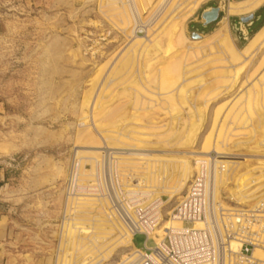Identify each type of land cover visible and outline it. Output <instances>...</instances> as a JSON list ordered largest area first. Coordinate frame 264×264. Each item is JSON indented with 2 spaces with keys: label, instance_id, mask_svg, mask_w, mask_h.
I'll return each mask as SVG.
<instances>
[{
  "label": "rangeland",
  "instance_id": "rangeland-1",
  "mask_svg": "<svg viewBox=\"0 0 264 264\" xmlns=\"http://www.w3.org/2000/svg\"><path fill=\"white\" fill-rule=\"evenodd\" d=\"M263 3L0 0V264H136L145 236L120 237L116 192L141 208L151 188L164 227L208 153L222 202L264 195V22L241 36L202 17ZM72 168L98 192L70 195Z\"/></svg>",
  "mask_w": 264,
  "mask_h": 264
},
{
  "label": "built area",
  "instance_id": "built-area-1",
  "mask_svg": "<svg viewBox=\"0 0 264 264\" xmlns=\"http://www.w3.org/2000/svg\"><path fill=\"white\" fill-rule=\"evenodd\" d=\"M198 163L199 171L169 217L180 226H170L163 235L158 234L164 222L158 199L133 208L125 199L124 195H130L127 190L116 192L117 203L111 202L114 216L122 219L133 238L145 236V248H135L136 264H264V259L255 256L256 250L264 251V195L248 205H228L215 195L216 179L226 164L217 153L207 154ZM69 190L70 195L98 192L92 184H79L74 168ZM199 223L201 227H197Z\"/></svg>",
  "mask_w": 264,
  "mask_h": 264
},
{
  "label": "bare ground",
  "instance_id": "bare-ground-1",
  "mask_svg": "<svg viewBox=\"0 0 264 264\" xmlns=\"http://www.w3.org/2000/svg\"><path fill=\"white\" fill-rule=\"evenodd\" d=\"M259 1V0H258ZM262 1V0H261ZM264 1V0H263ZM168 2V1H167ZM171 3V2H170ZM231 10H232V7L231 6H229V10H228V14H230L231 13ZM134 16V15H133ZM133 16H132V18H133ZM136 17H134V19H135ZM136 20V19H135ZM256 34H257V36H263L264 35V24H263V26L260 28V30L259 31H257L256 32ZM261 77H264V74L261 76ZM166 89V88H165ZM167 89H168V87H167ZM171 89V88H170ZM173 90V89H172ZM178 90H181L180 88L178 89ZM167 91V90H166ZM171 92V91H170ZM169 92V93H170ZM167 93V92H166ZM180 93V92H179ZM180 94H182V91H181V93ZM168 96V95H167ZM88 104V103H87ZM141 150V149H140ZM214 151H216V152H221V150L219 149V147L218 146H215L214 145V149H213ZM223 151V150H222ZM249 151V150H248ZM224 152V151H223ZM201 153V152H200ZM199 153V154H200ZM203 153V152H202ZM206 153H208V152H206ZM205 153V154H206ZM209 154V153H208ZM138 155V154H137ZM263 155V154H262ZM201 156V155H200ZM204 157V156H203ZM203 157H200V158H198L197 159V161L195 160V162L196 163H198L199 162V160H201ZM234 157V156H233ZM220 158V157H219ZM145 159V158H144ZM147 159V158H146ZM222 159H220V161H221ZM225 160H226V158H225ZM260 160V159H259ZM259 160H258V162H259ZM264 160V159H263ZM261 161L260 163V165H264V161ZM233 161V160H232ZM149 162V161H148ZM224 162H226V161H224ZM223 162V163H224ZM228 162V161H227ZM234 162V161H233ZM140 164H141V162H140ZM148 164V163H147ZM199 164V163H198ZM197 164V165H198ZM185 165V164H184ZM197 165H196V167H197ZM140 166V165H139ZM186 169L184 170L185 172V174H184V177H183V179L181 180V187H186V186H188V184H189V181L191 180V170H190V166L188 165V163H186ZM229 166V165H228ZM145 167V166H144ZM185 168V167H184ZM197 171H199V165H198V168H196V171L195 172H197ZM222 173V172H221ZM259 174H261L260 173V170H259V172H258ZM264 173V172H263ZM242 174V173H241ZM258 174V175H259ZM220 175H222V174H220ZM255 175V174H254ZM194 176V175H193ZM264 178V177H263ZM219 179H221V176H220V178ZM217 180V179H216ZM222 180V179H221ZM243 181V180H242ZM248 181V180H247ZM253 181V180H252ZM220 182V181H219ZM246 182V181H245ZM257 182H259L258 180H257ZM263 183V182H262ZM179 184H180V182H179ZM153 185V184H152ZM243 187V186H242ZM248 187V186H247ZM165 188V187H164ZM153 189V188H152ZM168 189V188H167ZM258 189V188H257ZM264 189V188H263ZM136 191H138L137 189H135ZM134 190V191H135ZM147 190H149V191H146V190H144L145 191V193H147L146 195H148V197H146L145 199H148V200H145L144 198H143V200H139L138 202H139V205H138V207H143V205L144 204H146V201H148L149 202V200H150V197H153V195H151V194H154V191L153 190H151V188L150 189H147ZM255 190H256V188H255ZM254 190V191H255ZM253 191V192H254ZM262 191V190H261ZM252 193V192H251ZM262 193H264V192H262ZM172 194V193H171ZM257 194H258V192H257ZM215 195H217V189H215ZM260 195V194H259ZM263 195V194H262ZM170 197H171V195H170ZM258 197H260V196H256V197H254V198H251V195H249V194H247V195H241L240 197H238L236 200H238L241 204H244V203H248V202H250V201H253V200H256ZM217 198H219L218 197V195H217ZM152 199V198H151ZM169 199V198H168ZM147 202V203H148ZM158 202H160L161 204H162V200L161 199H159V201ZM143 204V205H142ZM140 210V209H139ZM119 219V218H118ZM117 219V220H118ZM118 222V224L120 225V227L118 226V224L117 223H114L113 225H114V227L118 230V232H119V234H120V237H125V236H129V233L131 232L130 230H129V228L128 227H126V226H123V224H121L122 222H119V221H117ZM125 225V224H124ZM179 227L180 226V223L179 222H177V221H174V220H172V219H170V220H168V224L167 225H164V227L162 228V230L159 232V235H162L163 234V232L167 229V228H169V227ZM202 226V224L201 223H199V224H197V227H201ZM76 228V227H75ZM142 231V230H141ZM132 233V232H131ZM152 236V235H151ZM155 237H157V236H155ZM93 242V244H95V246H97L96 245V243L94 242V241H92ZM123 242V241H122ZM122 242H120V243H122ZM264 252V251H263ZM135 253V252H134ZM262 252H257V251H255V256H258V257H260V258H264V254L262 255L261 254ZM110 254V253H109ZM109 254L107 255V256H103V258H102V260H100V261H106L108 258H109ZM127 259H128V262H127V264H133L134 263V261H135V259H137V258H135V257H133V255H131L130 257H128V258H126V261H127ZM125 260V259H124ZM95 262V261H94ZM125 262V261H124ZM100 262H97V264H99ZM122 263H123V261H122ZM85 264V263H84ZM87 264H89V263H87ZM94 264H96V262L94 263Z\"/></svg>",
  "mask_w": 264,
  "mask_h": 264
},
{
  "label": "crops",
  "instance_id": "crops-1",
  "mask_svg": "<svg viewBox=\"0 0 264 264\" xmlns=\"http://www.w3.org/2000/svg\"><path fill=\"white\" fill-rule=\"evenodd\" d=\"M252 15H253V19L251 21L244 22V21H242L243 17H241V16L239 17V15L225 13L223 8H220L219 19L216 22H214L212 25L218 26L220 23L227 21L230 26L231 25L237 26V27H235V29H234V27H232V29L237 30L240 33V35L242 36V35H245L246 32L248 33L247 27L250 26V24H254L256 22H261V23L264 22V3L260 7H258L254 11V13H252ZM247 16H249V15H247ZM244 17H246V16H244ZM242 22L245 24L241 25ZM212 25H210V26H212ZM238 25H240V26H238ZM243 38L245 39V37H243ZM0 164H1V161H0ZM8 172H9L8 169L0 166V185L2 184L3 181H6L9 179L8 178V174H9Z\"/></svg>",
  "mask_w": 264,
  "mask_h": 264
},
{
  "label": "water",
  "instance_id": "water-1",
  "mask_svg": "<svg viewBox=\"0 0 264 264\" xmlns=\"http://www.w3.org/2000/svg\"><path fill=\"white\" fill-rule=\"evenodd\" d=\"M220 14V7H212L209 10H206L203 12L202 17L204 19V24L207 26L211 23L216 22L219 19ZM253 19V15H249L242 18V21L249 22ZM197 38H199L201 35L195 34Z\"/></svg>",
  "mask_w": 264,
  "mask_h": 264
}]
</instances>
